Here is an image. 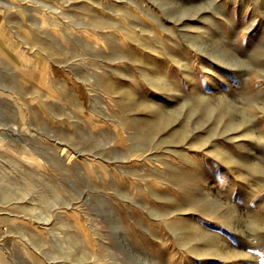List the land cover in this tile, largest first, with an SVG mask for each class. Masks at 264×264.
<instances>
[{"label":"rangeland","instance_id":"rangeland-1","mask_svg":"<svg viewBox=\"0 0 264 264\" xmlns=\"http://www.w3.org/2000/svg\"><path fill=\"white\" fill-rule=\"evenodd\" d=\"M0 264H264V0H0Z\"/></svg>","mask_w":264,"mask_h":264}]
</instances>
